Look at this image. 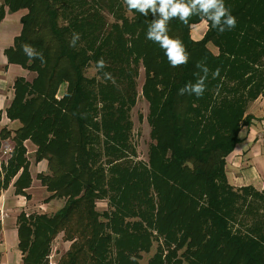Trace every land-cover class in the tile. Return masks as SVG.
<instances>
[{"label": "trees", "instance_id": "16d2710c", "mask_svg": "<svg viewBox=\"0 0 264 264\" xmlns=\"http://www.w3.org/2000/svg\"><path fill=\"white\" fill-rule=\"evenodd\" d=\"M225 3L237 19L231 31L209 29L195 41L191 29L200 17L187 25L169 22V35L182 40L189 53L187 64L173 68L159 45L146 39L147 21L157 18L151 13L135 12L134 21L122 16L121 24L109 25L104 4L95 1L0 0V22L7 12L30 9L14 45L5 50L8 62L36 69L40 60L29 64L25 43L52 61L32 82L15 79L7 109L20 126L11 156L0 166V194L15 178L16 193L31 186L25 145L30 140L37 147L35 160L48 161V173L37 178L51 198L65 199L54 213L19 216L25 264H50L52 242L61 233L71 245L56 264H141L155 243L148 264H264V195L253 186L235 189L227 177L228 158L242 127L252 121L249 103L264 93V0ZM74 32L80 39L72 48ZM209 42L219 47L218 57ZM53 46L56 55L49 56ZM101 58L107 67L87 78V65ZM197 63L210 70L200 98L180 93L198 78ZM62 64L72 72L73 87L64 111L53 97L66 81ZM141 66L154 143L148 164L130 167L110 154L129 145ZM216 69L219 76L213 78ZM104 72L115 83L105 81ZM10 136L6 128L0 131L1 139ZM104 198L109 209L100 212L97 202Z\"/></svg>", "mask_w": 264, "mask_h": 264}, {"label": "crops", "instance_id": "0c3cea01", "mask_svg": "<svg viewBox=\"0 0 264 264\" xmlns=\"http://www.w3.org/2000/svg\"><path fill=\"white\" fill-rule=\"evenodd\" d=\"M24 13V10L7 12L0 22V131L3 128L11 131L10 137L0 138V166L3 162L6 163L11 156V150L15 145L14 131L20 126L18 121L9 120L6 109L14 97L15 79L19 76L27 77V70L21 65L9 63L5 50L12 47L16 37L20 35L21 19ZM204 31L205 25L200 23L192 27L191 35L194 39H200ZM248 113L251 114L252 121L242 127L241 141L228 158L227 177L235 187L254 186L259 190H264V95L251 104ZM25 145L30 154L28 159L32 183L25 189V193L18 194L14 186L15 178L6 189L1 191L0 264H25L24 254L19 248L18 220L21 213L26 215L50 214L63 206L62 204L59 206L57 198H51L52 193L37 178L39 173H48V161L43 159L37 162L35 160L37 147L30 140L25 141ZM60 244L68 245L69 242L63 243L59 240ZM56 262L55 253H50L49 263L56 264Z\"/></svg>", "mask_w": 264, "mask_h": 264}, {"label": "clouds", "instance_id": "9594fccd", "mask_svg": "<svg viewBox=\"0 0 264 264\" xmlns=\"http://www.w3.org/2000/svg\"><path fill=\"white\" fill-rule=\"evenodd\" d=\"M123 3L130 13L138 12L144 16L151 13L157 17L151 22L147 21L146 39L159 45L173 68L187 64L189 53L182 40L169 35L168 25L171 20L178 19L187 25L193 16H198L207 28L215 29L219 34L231 31L237 26V19L225 0H123ZM79 39V33L74 32L69 46L75 48ZM21 48L29 61L39 59L41 64L45 63L43 55L38 53L32 45L25 43ZM106 67L105 60L101 58L96 61L94 71H102ZM196 67L200 72L196 74L198 78L195 83L189 81L180 89V93L200 98L206 91V81L210 70L203 63H197ZM219 71L216 69L212 72L213 78L219 76ZM103 79L115 83V78L109 72H104Z\"/></svg>", "mask_w": 264, "mask_h": 264}, {"label": "rangeland", "instance_id": "374dc122", "mask_svg": "<svg viewBox=\"0 0 264 264\" xmlns=\"http://www.w3.org/2000/svg\"><path fill=\"white\" fill-rule=\"evenodd\" d=\"M89 1L90 2L95 1V2H98L100 4L101 3L104 4V5H102L103 7H101V11L103 10V16H104L105 20L107 21V23H109V25H111L112 23H120L121 24L122 20L120 18L122 16H126V17L130 18L132 21L135 20L134 17L136 15V13L135 12H131V13L128 12L126 9V6L123 3V0H99V1L98 0H89ZM106 3L110 4V8L105 6ZM21 10H24V12H25L24 15H25L29 12L30 9L29 8H23ZM9 13H12V12H9ZM33 13L36 14L37 16H39L38 19L40 18V15L37 12V9H34L32 11V14ZM39 22L42 23V20H39ZM21 23H22V21H21ZM200 23H202V22L194 24L193 28H194V26H196ZM60 24L66 25V22L64 20H60ZM22 27H23V23H22ZM208 30H209V28H207L205 26L204 34L202 35V37L200 39H196V38L194 39V37L192 35L191 36L195 41H200L204 38V36L208 32ZM191 31H192V29H191ZM207 47L214 56H216V57L219 56L220 51H219L218 46H216L212 42H209L207 44ZM54 55H56V50H55V47L53 46V48L51 50V54H49V56H54ZM51 62L52 61H48V62H45L43 64H41V61L38 62V66L36 67V69L31 70V72L27 71L26 79L28 81L32 82L35 78L39 77V75H41L42 72H44V71L48 72V70H50V67L52 64ZM29 64H31V61ZM94 68H95L94 63H90L89 65H87V67L85 68V76L87 78L98 77V72L94 71ZM11 70H12L11 72H13L12 68H11ZM60 73H61V75L66 76V81H64L63 83H61L57 86L53 97L58 101L57 103H58L59 107L62 108L64 111L66 106H67L68 96L72 93V90H73L72 83L70 81V79L72 80V77H71L72 72L71 71L67 72L65 65L62 64V65H60ZM12 74H11V76H13ZM136 80H137V101H136L135 106H133V108L131 110L132 128H131L130 133H129L130 134L129 145H128L127 149L126 148L123 149V152L121 154H115V155L110 154V158H114V159L121 158L124 160V162L128 163L130 167H133V164L140 163V162L148 164L150 146L152 143H154V140L151 136V126L148 122V115L150 112V110H149L150 104H149V101L143 92V84L145 82L144 67H142V66L140 67L139 75H138ZM261 95H264V93L260 94L259 97ZM34 97L36 98L37 94L34 95ZM254 101L249 103V107L251 106V104ZM11 103H12V101H11ZM11 103H10V105H11ZM7 109H6V113H7ZM247 114H249L248 110H247ZM250 116H251V114H250ZM9 120H11V119L9 118ZM16 124H18V123H16ZM30 147H31V145H30ZM101 149H104V147H102ZM11 152H12V150H11ZM28 155L30 156V154H28ZM109 169H110V167L107 168V170H109ZM107 174H109L108 177H110V173H107ZM234 188L239 189V187H235V186H234ZM253 188L256 191H258L259 193L264 195V190H259V189L255 188L254 186H253ZM57 200H58V204H60L59 206H61V204L62 205L65 204L64 198L63 199L57 198ZM108 201H109L108 198L98 200L97 209L100 212H105V210L109 209L108 208L109 207ZM261 211L264 212L263 210H261ZM251 221H252V219L250 218V216H247L246 222H251ZM236 228H239V226L237 224L234 227V231H236ZM63 235H64V233L59 234L54 239V241L52 242L51 253L52 252L55 253L56 261H59L61 259L62 255L67 251V248H69L71 245L70 242L68 245H63V244L59 245V240H61V242L63 241V243L65 242V240H64L65 238ZM155 251H156V243L153 245V248L149 253H143L142 254L143 257L140 260V263L141 264H148L149 259L153 256Z\"/></svg>", "mask_w": 264, "mask_h": 264}, {"label": "water", "instance_id": "95a60500", "mask_svg": "<svg viewBox=\"0 0 264 264\" xmlns=\"http://www.w3.org/2000/svg\"><path fill=\"white\" fill-rule=\"evenodd\" d=\"M107 176H109V174H107Z\"/></svg>", "mask_w": 264, "mask_h": 264}]
</instances>
